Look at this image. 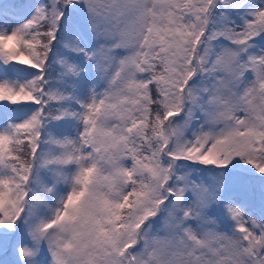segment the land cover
<instances>
[{"label":"snow or ice","instance_id":"obj_1","mask_svg":"<svg viewBox=\"0 0 264 264\" xmlns=\"http://www.w3.org/2000/svg\"><path fill=\"white\" fill-rule=\"evenodd\" d=\"M13 106L0 264H264V0H13Z\"/></svg>","mask_w":264,"mask_h":264},{"label":"trees","instance_id":"obj_2","mask_svg":"<svg viewBox=\"0 0 264 264\" xmlns=\"http://www.w3.org/2000/svg\"><path fill=\"white\" fill-rule=\"evenodd\" d=\"M0 2H2V4L0 5V7H4V6H6V5L12 3L13 0H0ZM24 111H25L24 109H19V110H17V109L13 106V107L9 108V111H8L7 113H5L4 116H8V115L11 113V114L14 115L15 117H16V116H17V117H20V114L23 113ZM4 116H0V120H3V117H4ZM14 120H15V119H14Z\"/></svg>","mask_w":264,"mask_h":264},{"label":"rangeland","instance_id":"obj_3","mask_svg":"<svg viewBox=\"0 0 264 264\" xmlns=\"http://www.w3.org/2000/svg\"><path fill=\"white\" fill-rule=\"evenodd\" d=\"M1 4H2V2H0V5H1ZM24 110L27 111V109H24ZM8 111H9V109L7 110V112H8ZM25 111H24V112H25ZM7 112H5L4 108L0 107V116H4L5 113H7ZM24 112L20 114V117H17V116L15 117V116L12 115L11 113H10L8 116L12 117L13 119L17 120V122H19L20 119H23ZM4 122H6V121H4ZM0 123H3V122H1V120H0ZM71 133H72V130L69 129V130L67 131V134H71ZM205 175L207 176V174H205Z\"/></svg>","mask_w":264,"mask_h":264}]
</instances>
